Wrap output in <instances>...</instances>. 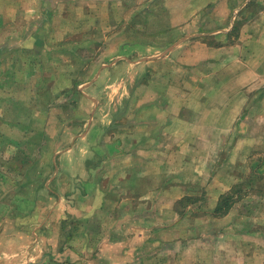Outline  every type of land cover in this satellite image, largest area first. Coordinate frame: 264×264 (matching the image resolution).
<instances>
[{"label": "crops", "instance_id": "crops-1", "mask_svg": "<svg viewBox=\"0 0 264 264\" xmlns=\"http://www.w3.org/2000/svg\"><path fill=\"white\" fill-rule=\"evenodd\" d=\"M127 19L156 41L99 69L133 50L170 67L113 81L93 127L96 62L80 77L71 58ZM84 139L92 156H62ZM0 264H264V0H0Z\"/></svg>", "mask_w": 264, "mask_h": 264}, {"label": "rangeland", "instance_id": "rangeland-1", "mask_svg": "<svg viewBox=\"0 0 264 264\" xmlns=\"http://www.w3.org/2000/svg\"><path fill=\"white\" fill-rule=\"evenodd\" d=\"M146 2V0H144V3ZM151 6V5H150ZM150 6H148L147 8H149ZM126 26H124V34L121 35H111L109 37H97L96 38V44H95V52H87L85 50L84 47H78L75 51V53H73V57L71 58V62L72 64L77 68L76 69V74L78 76L81 77V75L83 76L84 74V67H80L81 63H84L85 60H90V58H92L91 60H95L96 64L94 67V73L91 76L95 77L94 81H97L95 83L94 86H90V91H88V94H91V97L96 98V104H97V99L99 100V108L97 111V115L95 113L94 119L92 121L93 127H96V124H100L103 126H107L108 122V116H111V110L109 108V106H112L114 103L119 104L120 101V96L117 99H112V95L116 94V92L118 91V85L117 84H112L113 81L119 79L120 77L122 78V76H127L128 78V82H130V89L134 87V79H135V74L136 72H139L140 69H143V74L144 77H150V73L151 71L155 70V71H165L166 69H168L170 67V65L168 64H154V63H145L148 59H150L149 57H151L152 55H159L161 52L160 51H147V52H138L135 53L134 50L133 51H129L128 52V56L129 58H131L132 60H136V58L138 59L139 56L142 57V64L139 65H135V66H125L123 64L116 66V67H112L111 71H101V69H99V65L100 62H114L115 59H120L123 60L124 57H122V55H120L121 53V43L126 42V43H130V42H134V44L136 45H141L143 47L146 46V44H152L154 41H156V39H153V36L151 35L152 32V27H153V22L152 20H148L145 21V25H146V30H144L141 34H138L136 30H134L133 27H131V25L133 26L132 21H130L129 19L126 20ZM144 25V26H145ZM115 29V28H114ZM118 29V28H116ZM113 30V29H112ZM123 31V28L121 29V32ZM71 42V46L74 47L73 45H75V42L78 43V45H83L82 41L83 38L82 37H71V39H68ZM67 45V43H65ZM102 44V45H101ZM77 55V57H76ZM76 57V58H75ZM111 60V61H110ZM89 63H91L89 61ZM154 65V66H153ZM90 66V65H89ZM162 67V68H161ZM78 71V72H77ZM74 76L75 73H74ZM100 78V79H99ZM99 79V80H98ZM150 80V79H148ZM112 87V88H111ZM155 87L153 86H148L147 89H149L150 91H153ZM140 90V89H139ZM81 91L85 92L86 90H84L83 88L81 89ZM103 93V94H102ZM148 101V100H146ZM85 102L80 100V110H79V115L83 114L86 115L87 113H92L91 108L89 106V108H87V106H85V104L83 106H81V104ZM118 117V116H117ZM117 117L114 118V120H117ZM81 124V123H80ZM89 125H91V122L89 123ZM112 124H109V126H111ZM119 127L118 124H115ZM82 129V136L84 134H86V132L90 129V127H80V131ZM79 131V132H80ZM39 132L37 130H32L30 132H25L24 134V139L27 141L28 139L30 141H32L33 144H36L32 147H28L25 148V152L29 154L30 156L32 155H38V151H39V147L37 144V141L39 139ZM230 134V133H229ZM47 147L46 148H42L41 152H39V154L42 157H46V178H47V183L48 186L49 184L53 183L56 179L57 176V171L55 169V166L53 165V167L51 168L50 165H48L49 163V157L51 155L54 154V152L52 151V143L51 141L54 140L53 138L49 137V134L47 133ZM54 136V135H53ZM229 136V135H228ZM227 136V137H228ZM71 135L67 138L68 142L70 143V139H71ZM83 137H81L80 139H82ZM43 138H41L42 141ZM51 148V149H50ZM72 149V150H71ZM76 153L81 156V157H86L88 155L92 156V154L87 150V139H84V141L80 140L78 146H74V147H70L68 149H64V151L61 153L62 156H67L69 159L71 157H73L74 155H76ZM52 160V159H51ZM50 160V161H51ZM70 161L71 160H67L66 164L69 168L70 166ZM44 165V164H41ZM30 172L31 173H35L37 172V165H31L30 167ZM250 173V172H249ZM42 179H41V183H42ZM34 186L37 185V181L33 182ZM34 186L31 185V191L29 193V197L30 201H34V199L32 198V190L34 189ZM50 197L48 196L47 201L49 202ZM16 213V212H15ZM17 214V213H16Z\"/></svg>", "mask_w": 264, "mask_h": 264}, {"label": "trees", "instance_id": "trees-1", "mask_svg": "<svg viewBox=\"0 0 264 264\" xmlns=\"http://www.w3.org/2000/svg\"><path fill=\"white\" fill-rule=\"evenodd\" d=\"M229 199L230 198H228V197H223L222 200L220 201L219 205L217 206L216 210L219 211L223 208H226L229 205V203H228Z\"/></svg>", "mask_w": 264, "mask_h": 264}]
</instances>
